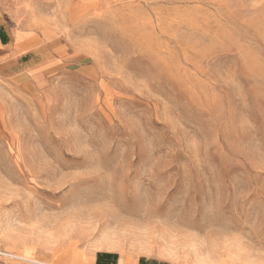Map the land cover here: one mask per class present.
Returning <instances> with one entry per match:
<instances>
[{"label": "rangeland", "instance_id": "obj_1", "mask_svg": "<svg viewBox=\"0 0 264 264\" xmlns=\"http://www.w3.org/2000/svg\"><path fill=\"white\" fill-rule=\"evenodd\" d=\"M0 26V253L264 264V0H0Z\"/></svg>", "mask_w": 264, "mask_h": 264}, {"label": "crops", "instance_id": "obj_2", "mask_svg": "<svg viewBox=\"0 0 264 264\" xmlns=\"http://www.w3.org/2000/svg\"><path fill=\"white\" fill-rule=\"evenodd\" d=\"M9 40H10V33L7 29L5 28H2L0 26V46H6L7 44H9ZM102 254H106V255H116V259L115 260H111V259H108L106 257H99L98 258V255H102ZM3 256H6V257H10V258H17L13 255H8V254H4ZM23 259V258H22ZM20 259V258H17V260L23 262V263H32V262H29V260H26V259ZM146 262V261H144ZM143 262V264H144ZM139 264L140 263V259L138 260L136 257L132 256V257H126V258H118L117 254H113L112 252H109V251H98L97 253L93 254L92 255V258H91V262L90 264ZM34 264H39V263H34Z\"/></svg>", "mask_w": 264, "mask_h": 264}, {"label": "trees", "instance_id": "obj_3", "mask_svg": "<svg viewBox=\"0 0 264 264\" xmlns=\"http://www.w3.org/2000/svg\"><path fill=\"white\" fill-rule=\"evenodd\" d=\"M103 256L106 257V258H108V259H111V260H115L117 258L116 255H106V254L98 255V258L99 257H103ZM139 264H143V260L142 259L140 260V263Z\"/></svg>", "mask_w": 264, "mask_h": 264}, {"label": "built area", "instance_id": "obj_4", "mask_svg": "<svg viewBox=\"0 0 264 264\" xmlns=\"http://www.w3.org/2000/svg\"><path fill=\"white\" fill-rule=\"evenodd\" d=\"M0 255H4L3 253H0Z\"/></svg>", "mask_w": 264, "mask_h": 264}]
</instances>
